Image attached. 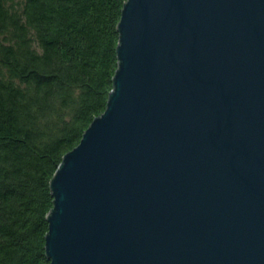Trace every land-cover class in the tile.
<instances>
[{"label": "water", "instance_id": "obj_1", "mask_svg": "<svg viewBox=\"0 0 264 264\" xmlns=\"http://www.w3.org/2000/svg\"><path fill=\"white\" fill-rule=\"evenodd\" d=\"M116 28L49 181V264H264V0H126Z\"/></svg>", "mask_w": 264, "mask_h": 264}, {"label": "trees", "instance_id": "obj_2", "mask_svg": "<svg viewBox=\"0 0 264 264\" xmlns=\"http://www.w3.org/2000/svg\"><path fill=\"white\" fill-rule=\"evenodd\" d=\"M126 0H0V264H49V181L106 107Z\"/></svg>", "mask_w": 264, "mask_h": 264}]
</instances>
